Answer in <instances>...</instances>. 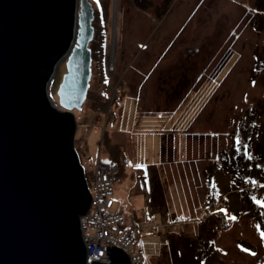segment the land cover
I'll list each match as a JSON object with an SVG mask.
<instances>
[{"label": "rangeland", "instance_id": "obj_1", "mask_svg": "<svg viewBox=\"0 0 264 264\" xmlns=\"http://www.w3.org/2000/svg\"><path fill=\"white\" fill-rule=\"evenodd\" d=\"M89 1L91 78L73 110L88 181L89 165L116 168L115 209L142 228L148 264H264V0Z\"/></svg>", "mask_w": 264, "mask_h": 264}, {"label": "water", "instance_id": "obj_2", "mask_svg": "<svg viewBox=\"0 0 264 264\" xmlns=\"http://www.w3.org/2000/svg\"><path fill=\"white\" fill-rule=\"evenodd\" d=\"M93 19L89 0H0V264H87L79 217L91 195L72 139ZM62 59L54 107L47 85ZM106 249L90 264H130Z\"/></svg>", "mask_w": 264, "mask_h": 264}, {"label": "built area", "instance_id": "obj_3", "mask_svg": "<svg viewBox=\"0 0 264 264\" xmlns=\"http://www.w3.org/2000/svg\"><path fill=\"white\" fill-rule=\"evenodd\" d=\"M91 174H84L86 186L91 195L89 210L79 217L81 237L86 248L87 264L105 261L106 246L115 245L128 255L130 264H148L144 248L140 245L139 228L123 211L115 209V183L117 170L112 164L98 162L89 165ZM182 222L184 218H175Z\"/></svg>", "mask_w": 264, "mask_h": 264}, {"label": "snow or ice", "instance_id": "obj_4", "mask_svg": "<svg viewBox=\"0 0 264 264\" xmlns=\"http://www.w3.org/2000/svg\"><path fill=\"white\" fill-rule=\"evenodd\" d=\"M97 6L99 7V0H97ZM254 83V82H253ZM129 163L131 164V161H129ZM135 167H137V168H143V167H145L144 165H142V164H136V165H134ZM254 200H255V202L259 205V204H262V203H264V201H261L260 199H257V198H253ZM221 211H224V210H221ZM230 218H232V219H235V217L233 216V217H230ZM258 227V229H259V226H257ZM261 236H264V232H261ZM242 247V246H241ZM245 251H249V249H244Z\"/></svg>", "mask_w": 264, "mask_h": 264}, {"label": "crops", "instance_id": "obj_5", "mask_svg": "<svg viewBox=\"0 0 264 264\" xmlns=\"http://www.w3.org/2000/svg\"><path fill=\"white\" fill-rule=\"evenodd\" d=\"M169 112H172V110H169ZM171 115V114H170ZM188 143H190V142H183V143H181V148L183 149V147H184V149L185 150H187V144ZM192 143V142H191ZM194 143V142H193ZM195 144V143H194ZM188 155V154H187ZM190 155V154H189ZM195 201V200H194ZM198 202L197 203H194L195 204V206H191V210H195V211H198L199 212V215H200V199L199 200H197Z\"/></svg>", "mask_w": 264, "mask_h": 264}, {"label": "trees", "instance_id": "obj_6", "mask_svg": "<svg viewBox=\"0 0 264 264\" xmlns=\"http://www.w3.org/2000/svg\"><path fill=\"white\" fill-rule=\"evenodd\" d=\"M89 47H90V44H89ZM73 139H74V137H73ZM73 139H72V146H73ZM163 140H164V138H163ZM163 140H162V142H163ZM168 143L171 144V142H168ZM164 148H165V146H164V145H161V154H162V155H163V153H164ZM184 238H186V239H192L193 237H185V236H184Z\"/></svg>", "mask_w": 264, "mask_h": 264}, {"label": "bare ground", "instance_id": "obj_7", "mask_svg": "<svg viewBox=\"0 0 264 264\" xmlns=\"http://www.w3.org/2000/svg\"><path fill=\"white\" fill-rule=\"evenodd\" d=\"M83 105V104H82ZM89 210V209H88Z\"/></svg>", "mask_w": 264, "mask_h": 264}]
</instances>
